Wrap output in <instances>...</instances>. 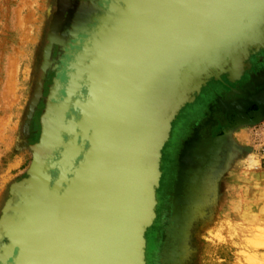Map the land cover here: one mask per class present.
Returning <instances> with one entry per match:
<instances>
[{
    "label": "rangeland",
    "instance_id": "374dc122",
    "mask_svg": "<svg viewBox=\"0 0 264 264\" xmlns=\"http://www.w3.org/2000/svg\"><path fill=\"white\" fill-rule=\"evenodd\" d=\"M56 1L0 0V227L7 217H14L0 238V264H22L21 258H25V264H105L97 258H101L108 244L115 245L120 254L124 251L125 232L133 221L132 215L129 214L130 218L127 215V222L117 239H107L102 244L96 241L89 251V242L94 234L92 230L102 223L101 216L108 218L113 212L111 201L107 202L111 191L106 193L112 188L110 178L101 189L105 191L102 195L99 182L97 188L89 185L91 177L87 180L88 188L86 184L78 198L70 200L66 192L75 186V176L90 148L88 132L92 122L85 102L96 84L91 73L100 72V67L107 62L102 58V52L111 41V29L129 17L152 19L160 11L161 0H72L69 17L58 30L61 43L53 45L51 52L47 53L45 41ZM165 1L168 8V1ZM179 1L187 6L196 5L198 1V5L207 6L211 2ZM238 1L232 0L234 16ZM216 3L217 0L211 4ZM191 8L183 10L184 13ZM242 11L246 22L264 26V0L245 3ZM171 17L167 14L161 23L165 24ZM143 25L157 28L145 19L133 22L132 28L138 30L135 27L143 28ZM142 36L143 42L156 44L154 49H150L156 57L159 53L165 54V50L160 48V34L151 32ZM134 43H128L127 48L135 49ZM241 43L245 53L235 48L225 57L216 59L211 67L203 69L194 89L187 91L190 86L188 80L179 90L176 89L173 106L178 99H183L167 124H163L155 134L151 144L152 157L143 196L146 202L147 197L150 199V214L139 232V243L135 241L132 245L129 264H149L151 257L155 264H159L156 252L163 240L170 209L168 193L174 175L175 152L185 127L194 115L188 109L197 103V107H202L210 100L213 90L226 86L224 83L241 80L251 61L264 51V41L247 45L244 39ZM179 47L174 51L183 50ZM142 49H136L135 55L151 64L152 53L147 57ZM190 49L187 47L185 51H193ZM170 51L166 54L171 61ZM112 54L116 56L120 52ZM44 58L47 61L51 59L52 64L44 75L45 84L37 102L39 111L33 112L26 135L25 126ZM174 61L173 58L171 63ZM103 85L106 91V81ZM106 94L107 91L102 100ZM107 104L111 105V98ZM247 106L251 107V104ZM250 114L253 116L251 121H239L227 130V134L216 136L218 141L211 152L201 158L199 168L202 172H196L194 176L195 187L191 188L187 207L189 211L196 212L191 222L185 217L178 243L177 264H264V103ZM103 118L106 122L109 120L105 115ZM258 119L257 123H251ZM117 138L120 140V136ZM110 140L113 145L116 136H102L104 143L110 144ZM32 144L37 146L35 166ZM98 164L93 176L97 168L100 172ZM129 173H133L134 179L123 181L122 194L137 206L139 200L134 190L140 174L136 168L127 167L125 175ZM43 176L49 178L50 195L58 199L65 195L61 207L66 212L58 219L52 235L48 228L55 202L43 194ZM100 176L105 178L106 173ZM118 176L115 172L113 183ZM35 192L37 196H34ZM90 193L96 194L91 207L88 198L84 197ZM29 200L30 213L40 217L34 232H31L27 216ZM202 212L204 216H201ZM96 216H100V220ZM32 238L35 245L30 248L28 242ZM117 264H122L121 258Z\"/></svg>",
    "mask_w": 264,
    "mask_h": 264
},
{
    "label": "water",
    "instance_id": "95a60500",
    "mask_svg": "<svg viewBox=\"0 0 264 264\" xmlns=\"http://www.w3.org/2000/svg\"><path fill=\"white\" fill-rule=\"evenodd\" d=\"M167 1V4L169 5L167 6L168 8H166V1L161 0L159 9L161 14L159 15L158 12L152 19L129 17L113 27L110 35L111 41L102 52V58L107 62H104L105 66L100 67V72L97 74L91 73L97 85H94V88L89 95V99L85 102V108L88 111L92 122L88 132L90 148L75 176V186L71 189L69 188L70 190L66 192V195H68V199L70 200L74 197L76 199L82 194L83 188L86 184L87 188L92 184L93 187L95 186L97 188L98 182L100 183V195H102L105 191L101 189L106 186L105 184L110 178L109 182L112 188L107 190L106 193L108 191L110 193L111 191L109 194L110 197L108 195L107 202L108 200L111 201V210H113V212L108 218L101 216V227L100 225L98 227L95 226V229L92 230L94 234L91 243L89 242V245L91 246L89 251H91L94 245H96V241L102 244L107 239H117L124 228L123 226L127 222V215H132L133 221L130 226L128 224L129 229L125 232L126 243L124 251L120 254V251L115 245L108 244L102 251L101 258H97L105 264H117L120 258L122 264H129L132 245L135 241L139 243V232L142 226L148 222L150 214V211L148 210L150 207H148V205L150 206V199L147 197L146 202L144 201L143 196L148 181L149 164L152 157L151 144L155 134H158L163 124H167L174 109L178 108V103L180 104L183 99V97L178 99L176 103L177 105L175 104V106H173L174 103L172 101L175 98L174 95L176 89L184 86L187 80L190 83L187 91L194 89L196 87L195 84L200 80L199 75L203 69L205 70L207 66L211 67L213 63L216 62V59L219 60V57H225L228 52L235 48H237V51L243 50V43H241L242 40H247V45L264 41V26H261V24H255L254 26V24L246 22L242 11V7L245 3H256L257 0H239L237 2L235 16L232 7V0H217V3L214 5L211 3L216 0H210L211 2H209L207 6L198 5L199 1L196 2V5L192 3L188 6L185 5V3H181L179 0ZM182 1L185 2L186 0ZM190 7L192 8L186 11L188 13H184L183 10L189 9ZM167 14H170V16L172 15V17L168 18L169 20L166 21L165 24H162L161 21L165 20L164 17L166 18ZM141 19L152 22L154 27L157 28L153 29V27H148L149 25L147 27L143 25V28L140 26L135 27L139 28L138 30L132 28V23L135 21L138 22ZM128 22L131 25L129 24V26H127ZM151 32L161 35V38L159 37V40L161 41L160 48H163V51L165 50V54L159 53V57H156V54L150 51L151 48H155L156 44H153L150 41L143 42L144 37L142 35ZM154 38L158 39L156 37ZM133 42L136 43V47L135 49L129 50L127 45L128 43L130 44ZM177 46H180L179 48H183V50L180 51L179 49L175 52L174 49H176ZM187 47L191 48L190 50H193L191 51L193 53L185 51ZM138 48H145V50L142 49V51L147 54V57L149 56L148 53H152L153 57L151 59V64L149 60L145 62L144 60H141L137 54L135 55L137 52L136 49ZM116 51L120 52V54L114 56L112 53H116ZM169 51L171 54L170 56L172 57L171 61L173 58L175 59L174 63H171L167 58L168 55L166 53ZM244 51L246 50H243V52ZM113 60L116 61L113 62ZM117 61L119 62L117 63ZM165 64L166 66H164ZM144 67H146L147 70L144 69ZM85 72L89 73V70L86 69ZM260 77H262V83H264V73ZM252 80H254L257 85L260 84L258 79L253 77ZM105 81L109 87L107 88L108 85H106L107 94L102 100V96L106 92L103 85V82ZM156 81L157 84L154 88L153 85ZM42 83L43 80L41 81V84ZM41 86L42 85H39L38 91L36 90L31 104L32 107L25 126L26 135L28 134L29 122L33 112L38 108L37 102L40 100ZM150 88L154 89L150 90ZM183 93L184 92L181 91V94ZM108 98H111V105L107 104L106 106ZM101 101L102 104H100ZM98 103L100 105H98ZM164 104L165 106H163ZM108 106H114V108H108ZM101 108H103L102 111ZM103 115L109 117L112 124H110L109 120L106 122ZM258 121L259 119L251 123L254 124ZM197 134L198 130L194 129L192 135L187 136L181 143L176 158V176L172 185V196L174 195L175 198L177 197V204H175L173 211L174 213L179 212L178 207L183 204V208H181L180 211H183L184 215L186 214L185 217L189 222L194 219L193 215L196 211L193 213V211H189L187 207L184 208L183 202L185 194H187L188 191H191V189L187 187L190 186V184L188 183L186 186L185 174L191 175L196 171L194 162L195 156L199 153L197 150L199 142ZM102 136H116V142L113 140V145H111L110 140V144H106L102 141ZM118 136H120V140L117 138ZM104 147L106 148L104 149ZM32 148L34 164L37 148L34 144H32ZM206 152H208V150H206L205 153ZM209 152L211 151L209 150ZM121 161H124V163L121 164ZM97 163H99V168L101 167L100 172L97 168L96 174L93 176L95 165ZM101 163H103L102 166ZM186 163L189 164V167ZM195 163L198 164L197 162ZM103 167H105V170H103ZM127 167L136 168L140 174L134 190L135 193H137V198L139 200L137 206L133 204L131 200L130 202L126 200L123 197L124 194H122L124 187L123 181L130 182L134 179L133 173L125 175V172L127 173ZM197 169V172L201 174V168H198L197 166ZM103 172L106 173L105 178L100 176ZM115 172H117L119 176L115 183H113ZM89 177L91 178L88 185L87 180ZM43 181L44 183L42 187L44 196L46 198H53L55 202L52 220L48 228L52 235L55 233L58 219H61L63 215L62 213L66 212L61 207L65 195L62 199L50 195L48 176H43ZM192 187H195L194 182L191 184V188ZM202 187L203 186H201V188ZM37 188H40V186ZM35 195L37 196L36 192L34 193V196ZM95 195L96 194L90 193L84 196L85 199L88 198L90 207L93 202H95ZM207 202L208 200L206 199L204 201L205 207ZM26 206L27 216L31 223L30 229L31 232H34V229L38 228L37 223L40 221V217L35 216L34 213H30L31 200L28 201ZM114 207L116 209H114ZM144 208L145 212L143 214ZM12 210L15 211V208L13 207ZM204 215L205 214L202 212L201 216ZM96 218L100 220V216H96ZM7 223L10 224V220L5 221L3 226L0 227V238L2 237L1 232L5 233L9 228ZM100 230H102V232ZM34 245V238H32L28 242V247H33ZM136 250L138 249L136 248ZM139 251H141V247L139 248ZM21 260V263L25 264V258H21Z\"/></svg>",
    "mask_w": 264,
    "mask_h": 264
},
{
    "label": "flooded vegetation",
    "instance_id": "af4514ba",
    "mask_svg": "<svg viewBox=\"0 0 264 264\" xmlns=\"http://www.w3.org/2000/svg\"><path fill=\"white\" fill-rule=\"evenodd\" d=\"M251 62V66L246 70L245 76L241 80L234 83H224L226 86H222L216 91L213 90L210 100L202 107H197V103L188 109L194 113L193 120L185 127L184 136L178 143L175 163L182 141L187 136H191L194 129L198 130L199 144L212 136L227 134V130L239 121H251L253 119L250 112H255L259 105L264 103V83L260 77L264 73V51H260L257 58ZM47 64L43 74V84H45L44 75L51 66L52 60H48ZM253 77L258 79L260 84L257 85L252 80ZM256 102L261 104L256 106ZM249 104L251 107L247 106ZM37 107L35 111H39V103ZM149 264H155L153 257H151Z\"/></svg>",
    "mask_w": 264,
    "mask_h": 264
},
{
    "label": "bare ground",
    "instance_id": "6f19581e",
    "mask_svg": "<svg viewBox=\"0 0 264 264\" xmlns=\"http://www.w3.org/2000/svg\"><path fill=\"white\" fill-rule=\"evenodd\" d=\"M71 2H72V0H57L56 1V5H55L53 12H52V15H51L52 19H51L50 28L48 30L49 35H47L48 38H46V41H45L46 50L48 49L47 53L51 52L53 45H55L57 43H61V37L59 35L58 30L60 27H62L63 21H65L69 17ZM48 32H47V34H48ZM47 63H48L47 59L44 58L43 63H42V68H41V74H40L38 82H37V91H38L39 85H42L41 89H40V91H41L40 98H41V94H42V87L44 85L43 83L41 84V81L43 80L42 75L44 74V71L48 65ZM31 107H32V105H31ZM216 141H218V138L216 136H212L211 138H208L207 141L203 140L198 144L197 150L199 151V153H198L199 155L197 154L195 156V162H197L198 164H196L194 162V165L196 166V171L191 175L185 174V176H186L185 177L186 178L185 183H186V186L188 183L190 184V186H187L189 189H191V184L193 183L194 176H195L196 172L198 171L197 166L199 168L201 158L207 154V152L205 153L206 150H208V152H209V150L212 149V147ZM36 148H37V146H36ZM36 162H37V151L35 153V161L33 164L34 166H35ZM188 163H189V161H188ZM188 163H186V165H188V167H189ZM186 165H184V166H186ZM178 167H179V164H178ZM174 168H175L174 169V175L172 178L170 191L168 193L169 194L170 209L168 212V216L165 220L166 223H165L164 231H163V240H162L161 245L159 246V248L156 252V256L158 258L159 264H177L178 263V243H179V240L182 236V233L184 230V225H185V215L186 214L184 215L183 211H180L181 208H183V204H181L182 206L180 205V207H178L179 212L174 213V211H173V208H175V204H177V197L175 198L174 195L172 196V185H173V182H174V179L176 176L177 162L174 163ZM189 200H190V191H188V193L185 194L184 202H183L184 208L188 207ZM7 220H10V224H11L12 221L14 220L13 215L7 217L4 221H7ZM10 224L7 223V225H9V226H10ZM2 233L3 232H1V235H2Z\"/></svg>",
    "mask_w": 264,
    "mask_h": 264
},
{
    "label": "crops",
    "instance_id": "0c3cea01",
    "mask_svg": "<svg viewBox=\"0 0 264 264\" xmlns=\"http://www.w3.org/2000/svg\"><path fill=\"white\" fill-rule=\"evenodd\" d=\"M227 136H229V135H227Z\"/></svg>",
    "mask_w": 264,
    "mask_h": 264
}]
</instances>
